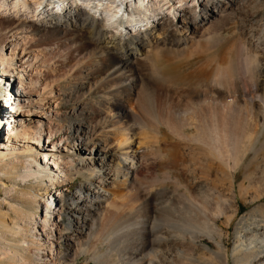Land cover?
I'll use <instances>...</instances> for the list:
<instances>
[{"label":"bare ground","instance_id":"obj_1","mask_svg":"<svg viewBox=\"0 0 264 264\" xmlns=\"http://www.w3.org/2000/svg\"><path fill=\"white\" fill-rule=\"evenodd\" d=\"M241 1L255 12L252 0ZM234 2L0 0L7 18L15 16L48 39L77 31L101 46L85 49L76 72L51 79L60 70L50 44L18 32L0 39V85L7 88L0 123L9 122L0 163L22 168L19 183L29 189L48 174L42 195L55 200L54 213L42 200L31 238L19 245L39 248L27 264H80L82 256L94 264H135L143 257L147 264H174L195 248L208 254L203 264H264V213L251 212L236 223L231 252L218 224L224 219L226 228L232 226L237 199L264 184V32L257 42L239 40L227 55L221 54L226 36L209 32L214 23H227L223 15ZM199 25L208 36H194ZM241 70L248 78L241 75L243 84L261 95L248 96L238 83ZM195 98L201 99L196 106ZM64 103L78 111V123L53 127ZM165 161L171 168L156 175V162ZM214 174L229 185L230 198L215 197L216 189L208 187ZM77 177L84 182L67 203L61 187ZM168 182L183 188L178 201L154 207V194ZM27 196L34 202L33 193ZM64 214L70 228L61 222ZM165 228L178 238L174 248L183 244L185 251L171 255L157 246L143 257L139 251L126 257L130 241ZM62 241L67 252L55 253L54 243ZM9 248H0L2 261L12 254Z\"/></svg>","mask_w":264,"mask_h":264},{"label":"rangeland","instance_id":"obj_2","mask_svg":"<svg viewBox=\"0 0 264 264\" xmlns=\"http://www.w3.org/2000/svg\"><path fill=\"white\" fill-rule=\"evenodd\" d=\"M7 1L10 3L11 0H7ZM237 2L238 3H236V4L234 2L232 8L229 9L223 15V20H226L227 23L225 25H218L217 23H214L213 24V30L211 29L212 28L211 27L210 28L211 30L209 31L211 35L215 34L216 31L217 32L220 31V32H222L223 35L226 36V41L222 45L223 46L222 53H221L222 55L224 53H226V55H227L231 46L233 44H235L236 42H238L239 40L242 42L243 38L251 39V40H254L255 42H257L261 38V36L263 35V32H264V8L259 9V11H258L259 6L263 5V7H264V0H252L251 1V4L253 7L254 6L258 7V8L256 7L257 10L255 9V12H254V10L250 12V10L245 9V7L243 5H241V4H243V2L241 0H237ZM6 16L7 15L4 12H0V39L1 40H4V39L10 37L11 35H13L14 33L18 32L20 37H23L24 35H30L31 39H33V40L39 39L38 42H42V44H50L52 46L53 55L56 57L54 59V61L56 62L55 64H57V67L60 70V73L56 77L51 76L50 77L51 79L52 78L63 79L64 77H66V75L70 74L69 72H72V70H75V72H76L77 68L79 66L83 65L79 56H81L83 53H85V49H88V47L95 49V50H98L101 48V46H98L97 44L93 45L89 41L87 42L86 38L82 39L81 35H79L80 33H78L77 31H63L60 35L57 36L55 34L56 35L55 37H50V39H48L47 35H46L47 33L37 32L33 28H31L28 24L18 22L17 19L15 18V16H11L8 18ZM224 18H226V19H224ZM220 26H222L223 28ZM220 28H221V30H220ZM260 28H262L263 30ZM212 32H213V34H212ZM41 33H44V34H41ZM202 33H204V35H205L207 33V31L205 33L204 28H202L199 25V29L194 36H196L199 39V38L203 37V36H201V35H203ZM208 33H207V36H208ZM254 48H256V47H254ZM64 57H66V61L62 60V58H64ZM15 65H18V63L16 61H15ZM120 65H122V64H120ZM190 67L191 68L195 67V65H192ZM1 70H2V68L0 66V73H1ZM239 74H240L239 75L240 79H239L238 83L241 86H245V90L248 91V92L246 91L248 96H250V94L252 96H257L256 94L259 95V93L261 95V92L257 91V90L255 91L254 88L251 87L249 82H248V84H246V82H245V85L243 84L245 78H246V81H248L247 75L245 77L246 73L243 70H241V72ZM241 75H243L245 78L241 77ZM242 78H243V80H242ZM2 84H4V82H2ZM6 91H7V88H5L4 85H0V106L1 107H2L1 104L5 99L4 94ZM249 91H252V92H249ZM254 91L256 94L254 93ZM195 99L196 100L193 99L192 102H194V105L196 106L197 104H199L201 102V99H199V98H198L199 100L197 98H195ZM246 101H247V98H246ZM195 103H197V104H195ZM246 103H248V102H246ZM241 104H243V103H241ZM75 111H74L73 104H71V103L70 104H67V103L62 104L61 108L59 110L60 117L57 118V120L55 121L56 124L54 122L53 127H68L71 124H75V122L78 123V119L75 118V116H74ZM76 112H78V111H76ZM65 115H69V118H66ZM8 125H9V122H7V121L0 123V142H2V137L3 138L6 137V134H4V133L7 132L6 129L8 128ZM60 135H62V134H60ZM148 140L147 141L150 142L151 139H148ZM197 145L198 144H193V145L188 144L189 147L192 146L191 148H195V149L197 148V150L198 149L200 150L201 146L198 145L199 146V148H198ZM45 155L46 154L43 153V156L42 155L41 156L43 158H45L46 160H48L49 158H46ZM250 155H252V153ZM194 160H195V158H194ZM155 167H156V170L154 169V173L156 175H160V174L162 175L163 171L171 168L170 164H168L166 161L163 163H161V162L157 163L156 162ZM13 169H14L13 166L10 167V166H6V165H3L0 163V248H1V250H4V249H8L10 247L11 251H12V254L9 255L10 258L9 257H7L8 259L4 258V259H6L4 261H2L3 259H2L1 254H0V264H27V260L29 259V257H31L32 255L36 256V253L38 254L37 249H39V248L37 247L36 249H34L33 246H30L29 248H27L26 246H23V248H21L19 245L22 244L23 241L28 242V240L31 238L32 232L34 230L33 228L35 226V221H36L37 217L38 216L41 217L42 212H44V209L42 208V200L48 202V204L50 206V210L52 213H54L55 200H54V197H51L48 199L47 197L44 198V195H42L43 190L47 184L48 174H46V177L42 178V180H40L38 183L30 182L29 184L31 185L32 188L29 189L28 186L26 187V186H23L19 183L18 172L21 171L22 168H18L17 172L13 171ZM172 172H174V171H172ZM152 175L147 174L146 178L148 177L147 179H149V176H150V179H151ZM173 176H176V172L173 173ZM214 176L212 177V180L208 184V187H210L211 189H216L215 197H221V198L223 197V199L230 198L231 194L229 192V185L227 183L226 184L220 183L219 181L216 180L217 175L214 174ZM182 177H181L180 181L182 184H185L186 181L184 179H183L184 180L183 181ZM83 182H84L83 177L72 178L71 182H69L65 186L61 187V189H63L64 195H65V200L67 203L70 202V200L73 198V196L77 192V190H79L80 185ZM263 186H264V184H262L260 189H259L262 192L257 191L256 187L255 188L251 187L248 190L249 194L243 192L242 198L237 199L234 207L235 208L239 207V212H238V215L236 216V218L234 220V224H232V226L228 227L229 229L226 228L225 223H224V219L218 221V224L221 227L225 228L226 233H228V237L225 239V243L227 245V249L229 250V252H231V250L233 248V244H234L236 223L241 218H243L245 216L250 217L251 212H256L257 216L262 215L264 213V188H263ZM178 187L174 186V184H172L171 182L165 183L163 188H161L162 190H160L154 194L155 196H154L153 206L155 207V205L157 204V205H160V206H158L159 208L164 207V205L167 201L171 202V203H176L178 201V199H177L178 195L177 194L183 191L182 187H179V188ZM236 189L238 192V187H236ZM28 193H33V195L35 196L34 202L37 201V204H36V202L34 204V202L27 196ZM40 193H41V195H40ZM259 193L262 194L260 200L255 201V202H250V200L253 196H256V195L260 196ZM230 210H232V209H230ZM165 218L167 219V216H165ZM53 220H54V217L52 218V221ZM70 220H71V217H69L67 214L62 215L61 222L66 226V228H70L69 227ZM22 229H24V230H22ZM71 232H72V229H69V231L67 233H71ZM175 236H176L175 232H172L168 228L167 229L165 228V229L160 230V231L157 230V231H155L154 234H152V233L146 234L144 239L141 240L140 242H138L139 244L137 243V241H135V242L130 241L129 242L128 249H130V250L128 252L129 255L126 257H128V259H131L135 255L133 253H136L138 251H139V253H141V254L138 253L139 257H140V255H141V257H143L150 250L156 249L157 246L158 247L161 246L163 251L167 252V254L171 253V255L175 254L176 249H179V251H182V249H183L185 251L186 247H182L183 244H182V246L180 244L179 247L176 246V248H174L175 242L178 241V238L177 237L175 238ZM157 237H159L160 239L157 240ZM144 241H145V243H144ZM156 241H158V242H156ZM160 241H161V244H159ZM147 243H149V244L147 245ZM54 244L55 245L53 248L55 250V253L67 252L65 242H63V241L59 242V243L55 242ZM91 244L95 245L96 243L91 242ZM144 244H145V246H144ZM203 244L208 245L211 248H215V245L208 239H205L203 241ZM137 246H139L138 248H140L141 250L138 249ZM152 246H154V247H152ZM99 248L104 252L106 251V247L100 246ZM136 248H137V251H135ZM168 250H170V251H168ZM126 251H128V250H126ZM13 253H15L14 254L15 257H17L16 258L17 263H15L16 259L13 258V256H14ZM124 256H125V254H124ZM204 256L207 257L208 254L205 253L201 248H195L194 250L190 249V251L188 250V252H184L179 257L180 260L178 259L176 261H173V259H172V261L174 264L175 263L178 264L179 261H181L179 263V264H181V263H183L184 260H185L184 262L186 264H189V263L190 264H199V263L203 264L202 261H203ZM126 257H123V259L125 258L124 261L128 262ZM35 258L36 257H34V259ZM191 258L192 259L194 258L193 260H195V262L191 263L190 262ZM13 259L15 260V262ZM139 259H142L141 262H138L135 259V261H134L135 264H139V263H143V262H145L147 264V262H148L147 260H145L144 257L139 258ZM85 260H86V257L82 256L79 258L78 262L80 264H94L93 262H88ZM145 263H143V264H145ZM231 264H233V263L231 262Z\"/></svg>","mask_w":264,"mask_h":264}]
</instances>
